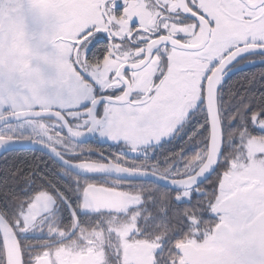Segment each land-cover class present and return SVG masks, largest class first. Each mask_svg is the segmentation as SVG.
Segmentation results:
<instances>
[{
    "label": "snow or ice",
    "instance_id": "obj_1",
    "mask_svg": "<svg viewBox=\"0 0 264 264\" xmlns=\"http://www.w3.org/2000/svg\"><path fill=\"white\" fill-rule=\"evenodd\" d=\"M0 158V264H264V0H0Z\"/></svg>",
    "mask_w": 264,
    "mask_h": 264
},
{
    "label": "flooded vegetation",
    "instance_id": "obj_2",
    "mask_svg": "<svg viewBox=\"0 0 264 264\" xmlns=\"http://www.w3.org/2000/svg\"><path fill=\"white\" fill-rule=\"evenodd\" d=\"M259 71H260V66H259V65L255 66L254 68H247V69H245V72H246V73H247V72H256V73L258 74ZM240 75H243V74H240ZM238 77H240V76H234V77H233V80L237 79ZM257 78H259L258 75H257ZM166 147H170V146H166ZM2 164H3V159L0 158V166H1Z\"/></svg>",
    "mask_w": 264,
    "mask_h": 264
},
{
    "label": "trees",
    "instance_id": "obj_3",
    "mask_svg": "<svg viewBox=\"0 0 264 264\" xmlns=\"http://www.w3.org/2000/svg\"><path fill=\"white\" fill-rule=\"evenodd\" d=\"M239 78H240V77H238L237 79H239ZM237 79H235V80H237ZM235 80H234V81H235ZM10 159H11V158H10ZM2 165H3V164H2ZM2 165H1V166H2Z\"/></svg>",
    "mask_w": 264,
    "mask_h": 264
}]
</instances>
